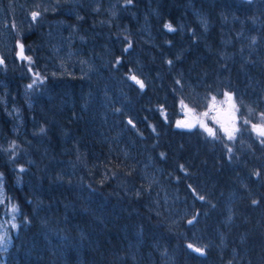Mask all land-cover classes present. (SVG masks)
<instances>
[{
  "label": "trees",
  "instance_id": "16d2710c",
  "mask_svg": "<svg viewBox=\"0 0 264 264\" xmlns=\"http://www.w3.org/2000/svg\"><path fill=\"white\" fill-rule=\"evenodd\" d=\"M152 5V41L137 51L99 36L89 5L67 17L89 40L75 49L96 55L107 75L51 72L55 57L38 30L24 36L23 60L0 68V221L11 229L0 264H236L234 250L246 264H264V172L252 168L264 150L228 160L203 130L180 124L183 102L205 106L184 95V77L207 95H257L264 0H125L119 18L134 26L131 14ZM243 31L258 39L246 62L233 54ZM132 59L143 64V87L128 76ZM181 208L198 213L195 231Z\"/></svg>",
  "mask_w": 264,
  "mask_h": 264
},
{
  "label": "rangeland",
  "instance_id": "374dc122",
  "mask_svg": "<svg viewBox=\"0 0 264 264\" xmlns=\"http://www.w3.org/2000/svg\"><path fill=\"white\" fill-rule=\"evenodd\" d=\"M260 1V0H255ZM125 0H0V48L3 53V60L0 62V68H13L16 61H21L25 57L23 47L24 36L31 31L38 30L43 35L44 41L41 43V48L48 44L49 52L51 49L55 59L51 66V72L56 74H63L65 76H76L78 73L82 77L98 78L100 75H107L104 70L105 67L101 66L96 59V55L92 53H84L83 51L76 50V46L86 45L89 40L83 34H79L76 24L67 19L72 16L73 20L81 17L80 13L82 7L89 5L93 12L97 13L95 30L104 35L107 33V38H113V41L121 48L126 50H139L145 46V43H150L152 34L150 14L156 13V8L152 5L149 13L140 16L138 13L131 14L134 26L126 24V19L122 22L119 18V3H124ZM33 13L38 15L33 18ZM139 16H138V15ZM195 19L200 22L201 27L209 22L205 14L195 11ZM262 18V17H261ZM255 21V20H254ZM253 21L254 24H256ZM104 24L105 29H102ZM178 29L185 32L187 28L185 24L179 21ZM174 26V27H176ZM135 27V28H134ZM261 30V27L259 31ZM258 31V30H257ZM246 32V31H243ZM92 38H95L92 36ZM258 39L257 36H251L247 32L243 36V45L237 48L234 52V57L241 59L243 62L247 57V51L252 48ZM224 60H229L232 57L231 53L227 50L223 51ZM138 56H136V59ZM129 60V59H128ZM133 70L128 67V76L136 83L143 67L139 61H134ZM43 64V67L46 68ZM112 76L115 74L113 70L108 69ZM264 70L258 73V80L255 89L257 95L243 96L240 90L224 89L221 97H216L214 94L207 95L205 92L198 90L199 81H194L189 78H183L181 83L184 86V95L193 97V101L202 108L191 106L183 102L182 116L180 124L182 128L194 130L201 129L209 137L213 138L220 145L222 150L226 153L228 160L233 159L234 154L242 153L245 157L246 154L252 151L264 150ZM115 80L119 79L116 75ZM135 77V79H133ZM113 78V77H112ZM33 79V78H32ZM249 95L251 90H246ZM120 95L121 87L116 89ZM253 92V90H252ZM207 95V96H206ZM256 95V96H255ZM249 155V154H247ZM250 157V156H249ZM264 157V153H263ZM236 158V157H235ZM258 160V158H256ZM240 162L244 163L241 158ZM246 162V161H245ZM253 170H257L256 177L260 178V172H264V158L258 162L254 161ZM141 169V168H140ZM142 172L148 184H152L155 176L146 166L142 167ZM264 176V174L262 175ZM261 181L259 182V185ZM165 199L168 197L166 194ZM2 182L0 178V203L3 202ZM7 207V204H4ZM8 214L12 216L15 214L16 209L13 205H8ZM231 207L234 205L231 203ZM182 210L181 219H185V224L190 227V232L196 230L197 212H192L189 209ZM231 211V208H229ZM191 221V223H190ZM178 228L182 225L175 223ZM183 225L182 229L186 232ZM9 226L0 221V251H4L10 245ZM195 237L193 241L199 240V235L194 232ZM188 236L185 233L184 238ZM192 244V243H190ZM200 247V246H198ZM234 250V249H233ZM233 262L236 264H246L244 254L232 251ZM167 260V259H166ZM227 264H231L228 262Z\"/></svg>",
  "mask_w": 264,
  "mask_h": 264
},
{
  "label": "snow or ice",
  "instance_id": "6c2138e0",
  "mask_svg": "<svg viewBox=\"0 0 264 264\" xmlns=\"http://www.w3.org/2000/svg\"><path fill=\"white\" fill-rule=\"evenodd\" d=\"M37 15H38V13H33V18H35ZM166 27H168L170 31L174 30V29H172L171 25H167ZM133 79H135V77H133ZM136 82L138 84H140L141 87H143V83L142 82H140L138 80ZM29 87H31V85H29ZM253 203H256V202L253 201ZM190 223H191V221H190ZM188 247L192 248L193 246L190 244V245H188ZM194 251L201 252V254H202V250L200 248H195Z\"/></svg>",
  "mask_w": 264,
  "mask_h": 264
},
{
  "label": "bare ground",
  "instance_id": "6f19581e",
  "mask_svg": "<svg viewBox=\"0 0 264 264\" xmlns=\"http://www.w3.org/2000/svg\"><path fill=\"white\" fill-rule=\"evenodd\" d=\"M0 50H1V48H0ZM1 53H2V50H1ZM2 58H3V53H2ZM2 60H3V59H2ZM174 259H175V258H174ZM170 260H172V258L167 260V264H173V263H174V262H172V261L170 262Z\"/></svg>",
  "mask_w": 264,
  "mask_h": 264
},
{
  "label": "water",
  "instance_id": "95a60500",
  "mask_svg": "<svg viewBox=\"0 0 264 264\" xmlns=\"http://www.w3.org/2000/svg\"><path fill=\"white\" fill-rule=\"evenodd\" d=\"M2 53H1V50H0V62H2Z\"/></svg>",
  "mask_w": 264,
  "mask_h": 264
}]
</instances>
